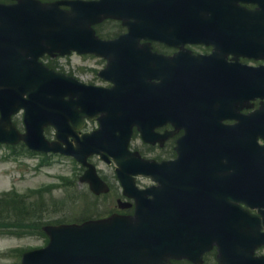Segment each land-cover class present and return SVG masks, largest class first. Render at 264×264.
<instances>
[{
    "label": "water",
    "instance_id": "obj_1",
    "mask_svg": "<svg viewBox=\"0 0 264 264\" xmlns=\"http://www.w3.org/2000/svg\"><path fill=\"white\" fill-rule=\"evenodd\" d=\"M181 4L184 5L185 1L181 0ZM131 6V0H100L88 4L84 10L77 6L80 15L72 17L70 23H66L64 17L56 13L51 15L45 13L40 18L42 8L33 2L23 0L17 6H0V35L4 38V48H9V53L15 56L17 54L16 37L23 34L21 30H33L34 34L39 32V36H45L49 41L44 43L45 49L42 51L49 48L62 52L76 49L81 53L92 51L103 55L108 45L94 38L91 25L99 22L102 16L128 20L131 18ZM135 19L143 20L141 30L129 24L131 36L136 37L135 42L138 38L149 34L158 38L162 37L163 30H169V17L165 15L152 14L149 17L138 16ZM188 27L182 29L184 31L180 35L183 39L199 34V32L188 30ZM263 75L264 71L249 72L247 90H255L257 79ZM48 107L41 101L40 111L27 106L29 123L34 126L38 119L48 117ZM105 134L111 135L109 128H103L80 142L81 145L86 141L88 149L82 150L77 155L91 150L101 152L105 144L102 135L105 136ZM109 145H113V142H109ZM105 146V150H112V147L106 144ZM255 153L256 147L249 143L247 155ZM141 164L142 171L147 168L145 171L147 174L154 175L153 171L157 175L160 172H167L170 184L166 195L175 203L178 195L176 173L179 165L151 167L146 163ZM165 208L164 196L159 195L154 202L140 201L135 220L112 218L108 221L88 223L82 227L56 228L52 230L53 243L50 247L29 255L25 264H171L170 259L200 257L207 247L204 246L196 254L197 242L184 245L181 240L178 216L170 217L168 209ZM234 208L237 209L235 206ZM172 211L176 212V210ZM240 216L248 220H256L241 210L228 217L222 213L215 220L216 241L223 247L220 262L221 264H264V258L253 257L256 246L264 244V240L260 238L247 240V243L252 246L248 255L239 257L230 250L232 243L244 238L243 233L237 234L238 227L234 224L239 219H233ZM211 243L210 240L207 245L210 246ZM29 258H34L35 261H30Z\"/></svg>",
    "mask_w": 264,
    "mask_h": 264
},
{
    "label": "rangeland",
    "instance_id": "obj_2",
    "mask_svg": "<svg viewBox=\"0 0 264 264\" xmlns=\"http://www.w3.org/2000/svg\"><path fill=\"white\" fill-rule=\"evenodd\" d=\"M90 64L96 66L97 61L91 59ZM91 78V76L89 77ZM89 80V79H88ZM91 127H94L92 125ZM22 172L13 171L12 173H5V169L9 167V164L0 163V192L15 189L21 193L28 192L31 189H40L45 185L55 184L58 187L55 188L50 200V212L46 213L40 220L42 224L46 222H53L66 218H78L83 210L88 208L85 204L71 205V198L69 196L68 179L72 170H74V162L68 159L56 158L53 160V164L49 167L36 169V166L40 158L23 157ZM15 169V168H14ZM64 177V178H62ZM79 191H83L82 189ZM79 191L76 194H79ZM57 204H53V202ZM91 207V205H89ZM59 207H64L65 210H61L58 214L53 211ZM104 208V206H102ZM38 224V223H36ZM46 245V239L39 235L36 231L20 236H7L0 235V264H18L19 255H11L14 249H36ZM9 253L8 257L4 254Z\"/></svg>",
    "mask_w": 264,
    "mask_h": 264
},
{
    "label": "flooded vegetation",
    "instance_id": "obj_3",
    "mask_svg": "<svg viewBox=\"0 0 264 264\" xmlns=\"http://www.w3.org/2000/svg\"><path fill=\"white\" fill-rule=\"evenodd\" d=\"M247 8L251 9L254 8L253 6H248ZM158 49L160 51L163 52H173L172 50H163L162 47H158ZM193 49H195V51L197 50V52L194 53H202V54H210L212 51V48L210 47H194ZM229 61H232L231 58L228 59ZM241 63H249V61L241 59L240 60ZM244 113H246V111H244ZM227 125H231L233 124V122L228 121L226 123ZM166 130H172L170 127H165L163 129H161L160 131H166ZM183 135V132L181 130L178 131V133L169 141L164 142L163 145L157 144V145H145L143 143H141L140 145H136L135 142L132 144V149L136 150L138 149L141 154L143 155V157L146 158H152L155 159L157 161H162L166 158H172L174 156V152H175V147L177 146V141L181 138V136ZM176 155V153H175ZM142 179H139L138 181H141ZM146 184L141 182V184L139 185L140 187H146Z\"/></svg>",
    "mask_w": 264,
    "mask_h": 264
},
{
    "label": "trees",
    "instance_id": "obj_4",
    "mask_svg": "<svg viewBox=\"0 0 264 264\" xmlns=\"http://www.w3.org/2000/svg\"><path fill=\"white\" fill-rule=\"evenodd\" d=\"M2 210L0 209V212H1Z\"/></svg>",
    "mask_w": 264,
    "mask_h": 264
}]
</instances>
